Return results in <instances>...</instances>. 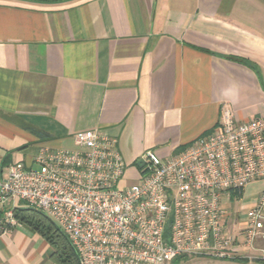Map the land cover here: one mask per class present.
I'll return each instance as SVG.
<instances>
[{
  "label": "crops",
  "instance_id": "crops-1",
  "mask_svg": "<svg viewBox=\"0 0 264 264\" xmlns=\"http://www.w3.org/2000/svg\"><path fill=\"white\" fill-rule=\"evenodd\" d=\"M224 105L236 121L264 115V0H0L3 172L88 130L114 138L125 163L147 150L167 159L211 132ZM263 190L255 179L224 202L233 239ZM16 220L0 223V264H59Z\"/></svg>",
  "mask_w": 264,
  "mask_h": 264
},
{
  "label": "built area",
  "instance_id": "built-area-1",
  "mask_svg": "<svg viewBox=\"0 0 264 264\" xmlns=\"http://www.w3.org/2000/svg\"><path fill=\"white\" fill-rule=\"evenodd\" d=\"M76 147H40L36 167L0 164L2 231L17 223L15 201L48 215L79 264H164L177 257L264 260V190L234 238L223 218L234 190L264 179V115L236 121L221 108L216 127L161 159L141 157L127 185L116 140L98 130L73 135ZM237 243L238 248L232 245Z\"/></svg>",
  "mask_w": 264,
  "mask_h": 264
},
{
  "label": "trees",
  "instance_id": "trees-1",
  "mask_svg": "<svg viewBox=\"0 0 264 264\" xmlns=\"http://www.w3.org/2000/svg\"><path fill=\"white\" fill-rule=\"evenodd\" d=\"M14 216L20 221L28 222L47 239L54 248L53 258L57 263L79 264L69 241L48 215L32 207H22L14 209ZM183 258L185 257H177L172 261H179Z\"/></svg>",
  "mask_w": 264,
  "mask_h": 264
},
{
  "label": "rangeland",
  "instance_id": "rangeland-1",
  "mask_svg": "<svg viewBox=\"0 0 264 264\" xmlns=\"http://www.w3.org/2000/svg\"><path fill=\"white\" fill-rule=\"evenodd\" d=\"M61 147H69L68 145H61ZM60 148V147H59ZM17 162V161H16ZM15 163V161H13ZM126 171L124 174V180H126L127 185H132L138 182L139 170L136 164L133 161H128L126 163ZM164 264H248L238 261H232L228 259H219V258H208V257H199V256H188L179 261H171Z\"/></svg>",
  "mask_w": 264,
  "mask_h": 264
},
{
  "label": "water",
  "instance_id": "water-1",
  "mask_svg": "<svg viewBox=\"0 0 264 264\" xmlns=\"http://www.w3.org/2000/svg\"><path fill=\"white\" fill-rule=\"evenodd\" d=\"M143 162H144L143 159H139L136 161V165L141 167L143 165Z\"/></svg>",
  "mask_w": 264,
  "mask_h": 264
}]
</instances>
